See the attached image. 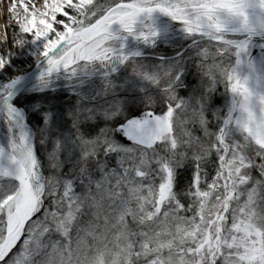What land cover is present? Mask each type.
Here are the masks:
<instances>
[{"label":"snow or ice","instance_id":"6c2138e0","mask_svg":"<svg viewBox=\"0 0 264 264\" xmlns=\"http://www.w3.org/2000/svg\"><path fill=\"white\" fill-rule=\"evenodd\" d=\"M0 11V264H264V0Z\"/></svg>","mask_w":264,"mask_h":264},{"label":"bare ground","instance_id":"6f19581e","mask_svg":"<svg viewBox=\"0 0 264 264\" xmlns=\"http://www.w3.org/2000/svg\"><path fill=\"white\" fill-rule=\"evenodd\" d=\"M3 3H4V0H0V8L3 7ZM4 13L2 11H0V25H2L4 23Z\"/></svg>","mask_w":264,"mask_h":264},{"label":"rangeland","instance_id":"374dc122","mask_svg":"<svg viewBox=\"0 0 264 264\" xmlns=\"http://www.w3.org/2000/svg\"><path fill=\"white\" fill-rule=\"evenodd\" d=\"M4 18V17H3ZM4 21V20H3Z\"/></svg>","mask_w":264,"mask_h":264}]
</instances>
